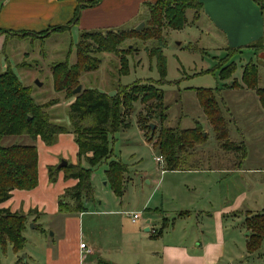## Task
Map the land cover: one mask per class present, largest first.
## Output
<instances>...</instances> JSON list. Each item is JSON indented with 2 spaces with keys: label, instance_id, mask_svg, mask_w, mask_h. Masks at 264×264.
I'll use <instances>...</instances> for the list:
<instances>
[{
  "label": "rangeland",
  "instance_id": "1",
  "mask_svg": "<svg viewBox=\"0 0 264 264\" xmlns=\"http://www.w3.org/2000/svg\"><path fill=\"white\" fill-rule=\"evenodd\" d=\"M147 18L148 8L143 5L134 20L121 28L139 31L137 27L144 23V27L140 29L143 30L150 26L144 21ZM186 18L187 22L181 29L164 27L162 34L165 43L162 51L166 58L165 75H162L159 69L157 57L150 56L151 49L160 43L155 41L151 35L152 29L148 28L145 29L146 33L136 34L121 45L123 53L129 59V73H120V58L117 54L102 52L97 54L102 60L100 67L97 70L83 72L80 76L82 91L86 88H96L115 95L119 86L141 81L152 82L164 95V112L167 114L164 122L154 117L155 114L152 113L153 117L146 119L144 127L141 128L139 119L147 113V108L152 106L153 101L144 104L138 100L130 111L124 110V118L128 126L110 133L112 159L120 160L128 167V172L124 174L123 195L119 196L115 193L108 179L106 169L109 161L92 168L91 179L95 188V200L88 205V208L94 212L100 208L101 202L104 205L106 203L119 205V209L123 211V213L121 211L122 217L106 231L108 233L104 236L122 248H126L128 245L125 244L133 240L132 231L136 228L145 232V228L149 226L151 230L145 233L150 234L153 233V229L160 230L164 220L167 223L164 234L167 232L174 234L175 218L181 211L192 209L189 208L192 200L200 201L206 196L214 197L219 195L220 191L228 198L246 193L250 198L247 205L257 209L258 212H263L264 209V107L256 89L247 87L242 78L245 66L254 63L260 75L259 87H264V53L260 55L257 50L248 47L228 46L224 35L208 20L203 9L196 16V10L188 8ZM106 29L109 28L81 31L74 28L72 31L52 33L47 37L13 38L5 47L1 46L0 41V72L10 66L20 80L31 87L36 102L48 104L45 109L52 120L67 124L70 105L82 91L72 93L71 87L57 91L53 66L67 60L70 65L75 64L78 59L77 45L81 34L84 31H106ZM257 47H260V44ZM3 64L6 66L3 67ZM228 64H234L236 69L230 78L222 79L221 70ZM235 80L244 85L247 91L231 86ZM200 88L212 89L217 93L222 110L230 121V140L234 144L244 143L246 146V157L240 163L239 171L236 167L239 165L242 152L235 150V147L227 151L220 146L198 97L197 91ZM197 122L202 124L205 133L208 132L206 133L208 139L194 146L193 156L188 158L192 162L203 160L212 164L220 161L218 165H214L221 170L178 174L165 170V164L159 166L155 158L161 154L153 145L160 128L163 125L194 128ZM152 124L157 131L148 127ZM13 143L33 144L36 141L29 136H8L3 139L4 145ZM82 165L90 167L85 161ZM153 190L158 193L149 204V209H146L144 205ZM135 212L140 214V218L133 223ZM192 212L195 218L196 213L193 209ZM149 219H151L150 224ZM180 226L182 225L177 222L175 231L178 232ZM248 231H242L240 234L236 242L237 252L248 249L249 235H245ZM52 233L53 231L50 230L43 235L33 228V223H30L26 227L27 243L19 254L20 261L12 247L8 246L2 252L1 264H33L34 262L26 255L39 250L42 240L45 237L51 239ZM173 234L166 235V239ZM246 256H248L246 261L249 260L250 264L256 262L264 264V240L257 251L247 252ZM97 257H90L87 263L99 264ZM111 257H106L111 264H155L145 252L134 259L126 255Z\"/></svg>",
  "mask_w": 264,
  "mask_h": 264
},
{
  "label": "trees",
  "instance_id": "2",
  "mask_svg": "<svg viewBox=\"0 0 264 264\" xmlns=\"http://www.w3.org/2000/svg\"><path fill=\"white\" fill-rule=\"evenodd\" d=\"M100 1L79 0L75 15L68 24L53 26L40 34V37L69 31L73 24L79 22L83 8L96 6ZM255 1L264 9V0ZM144 7L148 8V18L144 21L150 26L143 30L120 27L109 28L106 31H84L77 45V62L70 65L67 60L54 64L55 89L61 91L71 87V92L74 93V89L80 85L81 74L100 67L102 60L97 54L102 52L117 54L120 58V73H129V59L123 53L121 45L136 34L146 33L145 29L148 28L152 29L151 35L155 41L160 43L151 49L150 56L157 57L159 69L162 75H165L166 58L162 51L165 43L162 34L164 27L183 28L187 22V9L194 8L198 16L203 4L200 0H155L146 2ZM235 69L234 64L226 65L221 70V78H230ZM242 78L247 87L256 89L264 107V87H259L260 75L254 63L245 66ZM231 86L238 87V81L235 80ZM197 92L220 146L227 151H231L234 147L235 150H240L242 154L238 164L242 163L246 157V146L244 143L234 144L230 140V121L222 110L217 93L208 88H200ZM163 99V92L152 82L139 81L132 85H121L115 95L96 88H86L71 103L69 122L59 123L53 121L45 109L48 104H38L31 87L25 85L8 66L5 71L0 72V204L12 196L13 190H32L39 183L37 145L35 143L4 145L5 137L29 136L34 141L40 137L47 145H53L61 133L75 135L80 161L77 164L68 163L62 168L58 165L50 166L49 178L52 182L56 181L58 173L64 170L66 178L78 179L76 185L67 188L60 196L59 210L66 214L79 213L85 211L86 202L95 198V188L91 180L92 168L110 160L113 154L110 147V133L128 126L124 118V110L130 111L138 100L144 104L153 101L152 106L147 108V113L139 119V125L143 128L144 121L150 119L152 113L162 122L166 120ZM148 127H151V130L155 129L150 125ZM207 139L208 134L204 132L200 122H197L194 128L163 125L153 146L165 158V170H192L197 169L200 161L192 162L188 157L193 156L194 146ZM83 159L90 167L82 165ZM127 171L128 167L122 161H109L107 176L113 190L120 196L124 193V174ZM245 225L250 231L248 251L252 253L260 248L264 240V212L247 217ZM26 227L27 217L24 214L0 208V261L2 252L8 246H11L16 253L24 250L27 243L24 235Z\"/></svg>",
  "mask_w": 264,
  "mask_h": 264
},
{
  "label": "crops",
  "instance_id": "3",
  "mask_svg": "<svg viewBox=\"0 0 264 264\" xmlns=\"http://www.w3.org/2000/svg\"><path fill=\"white\" fill-rule=\"evenodd\" d=\"M148 1L155 0H101L96 6L82 9L79 22L73 24L70 31L74 28L80 31L120 28L134 20L144 3ZM200 2L203 4L202 9L206 17L224 35L228 46L248 47L257 50L260 55L264 53V9L255 0H200ZM78 4L79 0H0L1 46L5 47L13 38H40V34L53 26L68 24L73 19ZM255 44H260V47L255 48ZM5 66L6 64H3V67ZM235 88L247 91L241 84ZM142 133L144 134L143 131ZM35 144L39 153L38 186L32 190L15 189L12 196L0 204V208L24 214L27 217V225L33 223V228L43 235L50 230L53 231L51 239L45 237L42 240L39 250L26 255L34 262L33 264H82L83 251L80 247L82 242L92 250V253L87 254L86 261L90 257L98 256L99 264H111L106 259L107 256L112 258L111 256L126 255L134 259L144 252L155 261V264H250L249 260L246 261L248 257L246 255L247 252H251L248 249L237 252L236 242L242 231L248 230L245 225L247 217L261 212L246 204L250 199L246 193L228 198L220 191V194L214 197L206 196L200 201L192 200L189 208L196 213L195 218L192 209L181 211L175 218L174 234L172 232L164 234L167 225L164 220L163 227L160 230L153 229V233L150 234L145 233L151 230L149 226L145 228V232L136 228L132 231L133 240L125 244L128 245L126 248H122L104 236L122 217L123 211L119 209V205L110 203L104 205L101 202L100 208L93 212L88 205L95 200L94 198L86 202V209L83 212L66 214L59 210L60 196L67 188L76 185L78 179L66 178L65 171L61 170L57 180L52 182L49 178V167L58 165L63 159L72 164L80 161L75 135L61 133L53 145H47L38 137ZM110 160L117 159H112L111 156ZM83 161L86 162L85 159ZM219 162L214 164L218 165ZM214 164L200 160L197 169L171 171L192 174L221 170ZM158 165L161 166L159 163ZM236 168H239V171L240 164ZM107 170L108 168L106 173ZM157 193L155 190L150 193L144 205L146 209H149V204ZM177 222L182 225L178 232L175 231ZM148 223H151V219ZM170 234L173 236L166 239V235ZM245 235L248 236L247 233ZM22 251L14 252L18 256V261Z\"/></svg>",
  "mask_w": 264,
  "mask_h": 264
},
{
  "label": "built area",
  "instance_id": "4",
  "mask_svg": "<svg viewBox=\"0 0 264 264\" xmlns=\"http://www.w3.org/2000/svg\"><path fill=\"white\" fill-rule=\"evenodd\" d=\"M156 161L161 164V165H164L165 164V158L162 156V155H159L157 156L156 158ZM140 218V214L135 212L133 213V221H137L138 219ZM80 247L82 249V255H81V259H82V264H88L87 261H86V256L87 254H90L92 253V250L90 248H88V246L86 245L85 242H82L80 244Z\"/></svg>",
  "mask_w": 264,
  "mask_h": 264
},
{
  "label": "water",
  "instance_id": "5",
  "mask_svg": "<svg viewBox=\"0 0 264 264\" xmlns=\"http://www.w3.org/2000/svg\"><path fill=\"white\" fill-rule=\"evenodd\" d=\"M144 27V23H141L137 28L140 30ZM82 91V85L80 84L77 88L74 89V93H80ZM152 127L155 128V125L152 124ZM68 165V161L63 159L59 164L58 167L62 168ZM250 234V231L247 232V235Z\"/></svg>",
  "mask_w": 264,
  "mask_h": 264
}]
</instances>
